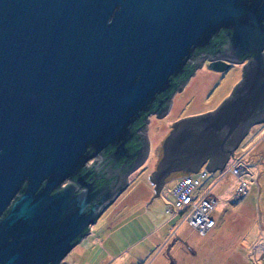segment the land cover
<instances>
[{
  "label": "water",
  "instance_id": "obj_1",
  "mask_svg": "<svg viewBox=\"0 0 264 264\" xmlns=\"http://www.w3.org/2000/svg\"><path fill=\"white\" fill-rule=\"evenodd\" d=\"M203 55L247 58L214 107L170 123L152 194L171 175L221 168L264 119V0H0V264H66L147 151L146 122L133 120L161 114ZM135 129L144 144L129 149ZM107 146V159L127 157L93 186L103 157L93 179L83 161Z\"/></svg>",
  "mask_w": 264,
  "mask_h": 264
},
{
  "label": "rangeland",
  "instance_id": "obj_2",
  "mask_svg": "<svg viewBox=\"0 0 264 264\" xmlns=\"http://www.w3.org/2000/svg\"><path fill=\"white\" fill-rule=\"evenodd\" d=\"M239 77L237 63L222 71L197 65L170 93L164 113L147 115L144 132L149 149L144 159L130 170L123 189L101 209L89 223L86 235L65 252L63 259L90 264H146L152 259L150 264H154L159 246L174 244L179 248L166 257L161 254L164 259L184 264H264V119L249 125L222 170L209 172L208 177L215 180L212 192L216 201L210 211L214 223L204 231L180 220L177 213L164 210L161 190L170 187L176 175L164 179L157 194H152L148 178L170 123L214 107ZM235 160L241 163L236 173L232 167ZM173 225V236L165 239ZM154 228V233L163 237L158 245L146 236Z\"/></svg>",
  "mask_w": 264,
  "mask_h": 264
},
{
  "label": "built area",
  "instance_id": "obj_3",
  "mask_svg": "<svg viewBox=\"0 0 264 264\" xmlns=\"http://www.w3.org/2000/svg\"><path fill=\"white\" fill-rule=\"evenodd\" d=\"M232 167L236 173L241 169V163L235 160ZM211 171L213 170H208L203 164L199 165L194 171L175 176L170 187L161 190L166 202L164 210L171 215L177 213L180 220H184L199 232L214 223V218L210 214L216 201L212 192L215 180L212 181L211 177H208ZM127 264L139 263L130 261Z\"/></svg>",
  "mask_w": 264,
  "mask_h": 264
},
{
  "label": "flooded vegetation",
  "instance_id": "obj_4",
  "mask_svg": "<svg viewBox=\"0 0 264 264\" xmlns=\"http://www.w3.org/2000/svg\"><path fill=\"white\" fill-rule=\"evenodd\" d=\"M222 58L221 56H214V57H211V58H208L206 55H203L202 58H201V61L199 63L200 66H204L206 69H210V70H224L227 66L231 65V64H239L240 65V72H241V64L246 60L247 56H242L239 60H229L227 61L225 58H223V61L227 62L226 64L223 63V61H217V59ZM210 61H215L216 65H224L223 68H212V67H208V63ZM197 66V65H195ZM193 66V68L195 67ZM193 70V69H192ZM190 73H188L189 75ZM241 74V73H240ZM181 85V84H180ZM167 108V107H166ZM166 110V109H165ZM164 110V111H165ZM164 111L161 113L163 114ZM150 113H154V110H151L149 112H142L140 113L133 121H134V124L135 126L139 127L142 123L145 122L146 120V116L149 115ZM159 114V115H161ZM147 139V138H146ZM128 141L131 143V146L129 147V149H132V148H136L138 147L140 144L143 145L144 144V134H143V131L142 129H135L131 135L129 136L128 138ZM160 144V142H159ZM160 147V146H159ZM109 149V146L107 147H101L97 150V152H93L91 155H89V157H87L84 161H83V164H82V169L83 170H88V174L85 175V179H93L94 176H95V171L96 170V163L97 161H99L100 157H103L102 159H100V164H103L98 168L97 170V173H101V174H98L97 176H95V178L93 179V186L95 185H98V184H103L105 183L106 181H109V180H112L116 175L117 173L114 172L113 174L111 175H105V174H108V169H107V165L109 163H111L112 161V167H120V165L124 162L125 158L127 156H124V155H120L119 157H116L115 159L113 158H108V155L107 154V151ZM149 149V146H148V143H147V151ZM160 150V148H159ZM146 151V152H147ZM128 154V152H126ZM107 159V160H106ZM144 159V157L142 158ZM142 161V160H141ZM139 161V162H141ZM138 164V163H137ZM137 164H135L134 166L130 167L128 169V171L126 172V176H125V181H126V177L128 175V173L130 172V170L135 167ZM90 168V169H89ZM71 179H73V176H66L60 183L56 184L54 186V188L56 187H60L61 185L65 184L67 181H70ZM82 185L77 183L75 184V190L79 189ZM118 194V193H117ZM114 198V197H113ZM110 202V201H109ZM108 202V203H109ZM106 203V204H108ZM105 204V205H106ZM104 205V206H105ZM103 206V207H104ZM102 207V208H103ZM101 211V210H100Z\"/></svg>",
  "mask_w": 264,
  "mask_h": 264
},
{
  "label": "crops",
  "instance_id": "obj_5",
  "mask_svg": "<svg viewBox=\"0 0 264 264\" xmlns=\"http://www.w3.org/2000/svg\"><path fill=\"white\" fill-rule=\"evenodd\" d=\"M257 173H258V171H257ZM155 230H156V228L152 229L148 234H146V236H150L149 237L150 242H153L154 244H157L160 241V238H163V237H161L162 234H156V233H154ZM174 230L175 229H174V225H173L171 227L169 233L166 235L165 239H168V238L170 239V237L173 236L172 233H174ZM81 237L76 241V243L81 239ZM154 244H150V245L153 246ZM151 246L148 245V248L149 249L147 248V250H150L151 249ZM178 248H179V245L175 246L174 244L160 245L159 246V249L156 251V253L154 255V257H156V256L158 257L156 259V262L154 264H184V262H182L180 260L174 261V260H171L168 257H167V259L166 258L164 259V255L166 257V255H168L169 252L176 251ZM161 254H164V255H161ZM151 261H152V259L149 260V261H147L146 264H150ZM65 262H66V264H90V263H86V262H81V263L78 262L77 263L76 261L75 262L65 261ZM110 263H112V262L111 261L105 262V264H110ZM96 264H98V263H96Z\"/></svg>",
  "mask_w": 264,
  "mask_h": 264
},
{
  "label": "trees",
  "instance_id": "obj_6",
  "mask_svg": "<svg viewBox=\"0 0 264 264\" xmlns=\"http://www.w3.org/2000/svg\"><path fill=\"white\" fill-rule=\"evenodd\" d=\"M134 124V121L132 122ZM135 125V124H134ZM180 175V174H179ZM177 176V175H176Z\"/></svg>",
  "mask_w": 264,
  "mask_h": 264
}]
</instances>
